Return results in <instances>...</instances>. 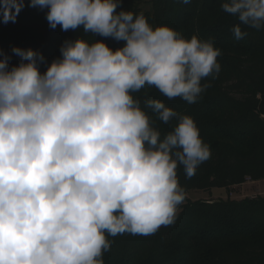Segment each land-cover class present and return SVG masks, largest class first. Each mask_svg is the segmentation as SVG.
<instances>
[{"label":"trees","instance_id":"16d2710c","mask_svg":"<svg viewBox=\"0 0 264 264\" xmlns=\"http://www.w3.org/2000/svg\"><path fill=\"white\" fill-rule=\"evenodd\" d=\"M247 179L264 0H0V264H264Z\"/></svg>","mask_w":264,"mask_h":264},{"label":"rangeland","instance_id":"374dc122","mask_svg":"<svg viewBox=\"0 0 264 264\" xmlns=\"http://www.w3.org/2000/svg\"><path fill=\"white\" fill-rule=\"evenodd\" d=\"M148 7L151 6H146V9H149ZM174 188L178 191L179 188L177 185H174ZM257 196H264V182L258 183V184H253L246 182L243 185H240L238 187H235L231 189L230 191H227L225 189H214L211 190L210 192L207 191H190L187 194V198L190 201H217L220 199H235V200H241L244 198H253Z\"/></svg>","mask_w":264,"mask_h":264},{"label":"crops","instance_id":"0c3cea01","mask_svg":"<svg viewBox=\"0 0 264 264\" xmlns=\"http://www.w3.org/2000/svg\"><path fill=\"white\" fill-rule=\"evenodd\" d=\"M264 181H259V182H252L253 184H258V183H262ZM251 183V182H250ZM214 190V189H213Z\"/></svg>","mask_w":264,"mask_h":264},{"label":"built area","instance_id":"2783aa9c","mask_svg":"<svg viewBox=\"0 0 264 264\" xmlns=\"http://www.w3.org/2000/svg\"><path fill=\"white\" fill-rule=\"evenodd\" d=\"M247 182L250 183V182H252V181H251L250 179H247Z\"/></svg>","mask_w":264,"mask_h":264}]
</instances>
